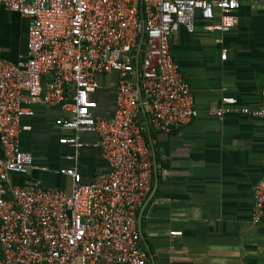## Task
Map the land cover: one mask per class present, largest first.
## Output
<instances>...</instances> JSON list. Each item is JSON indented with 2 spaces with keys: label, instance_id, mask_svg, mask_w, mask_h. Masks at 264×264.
<instances>
[{
  "label": "built area",
  "instance_id": "2783aa9c",
  "mask_svg": "<svg viewBox=\"0 0 264 264\" xmlns=\"http://www.w3.org/2000/svg\"><path fill=\"white\" fill-rule=\"evenodd\" d=\"M243 0H0L29 19L27 51L17 61L0 57V264H149L138 209L152 181L146 146L148 111L155 131L171 132L198 114L191 84L171 51L173 35L195 32L200 17L209 31L238 22ZM218 13L219 19L215 20ZM225 57V52L223 54ZM118 74L114 114H98L95 96L103 75ZM66 111L56 124L75 147V160L59 173L69 190L40 181L20 186L10 174H28L34 155L20 145L33 115L24 99ZM214 113H252L224 96ZM82 132H96L108 170L89 182L77 165ZM263 173L254 191L252 221L264 213Z\"/></svg>",
  "mask_w": 264,
  "mask_h": 264
},
{
  "label": "crops",
  "instance_id": "0c3cea01",
  "mask_svg": "<svg viewBox=\"0 0 264 264\" xmlns=\"http://www.w3.org/2000/svg\"><path fill=\"white\" fill-rule=\"evenodd\" d=\"M238 22L225 31H209L197 17L195 32L180 28L170 46L191 84L197 116L171 132L155 131L148 111L146 146L152 181L138 209L142 246L149 264H264V213L252 221L254 191L263 173L264 120L252 113L214 111L224 96L233 106L256 109L264 93V0H243ZM219 19L218 13L215 20ZM29 19L0 4V57L17 61L27 51ZM225 52V57L223 56ZM98 114H114L118 74L100 78ZM33 115L21 118L30 128L20 134L24 151L34 155L28 174H10V182L69 190L71 179L59 170L75 160V147L60 142L71 134L56 124L66 114L58 106L24 99ZM86 143L77 165L89 182L108 170L96 132H82ZM4 155L0 141V157Z\"/></svg>",
  "mask_w": 264,
  "mask_h": 264
}]
</instances>
